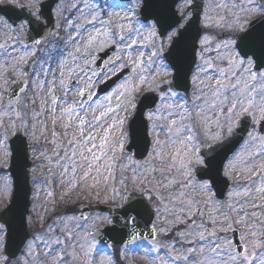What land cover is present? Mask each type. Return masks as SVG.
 <instances>
[{
    "label": "snow or ice",
    "instance_id": "snow-or-ice-1",
    "mask_svg": "<svg viewBox=\"0 0 264 264\" xmlns=\"http://www.w3.org/2000/svg\"><path fill=\"white\" fill-rule=\"evenodd\" d=\"M9 2L40 21V0ZM141 5L146 7L145 0H67L56 15L72 31L65 29L68 38L55 56H36V48L27 45L21 53V42L8 32L18 36L33 21H5L0 166L13 155V138L23 137L47 169L45 185L63 191L45 193L40 208L48 211L51 203L53 215L41 217L43 227L33 229L19 256L6 249L7 228L0 222V264H121L104 255L111 247L104 235L115 230L104 221L111 220L70 207L73 197L122 201L120 243L135 245L125 251L143 253L149 264H264V33L257 36L254 28L264 22V0H211L201 21L203 34L197 33L198 61H189L183 72L172 60L175 46L203 4L183 0L159 31V21H140ZM100 85L110 89L102 100ZM142 89L158 93L163 103L147 113L152 140L133 153L125 150L127 116L122 113L136 108L135 95ZM248 117L260 122L258 133L248 132L260 147L236 153L225 165L224 175L237 174V180L221 201L214 181L204 178L212 164L209 153L234 137L236 126ZM57 199L63 209H56ZM153 217L159 227L149 235H163L169 243L153 246L134 231L138 219L152 224ZM100 243L104 248H97Z\"/></svg>",
    "mask_w": 264,
    "mask_h": 264
},
{
    "label": "water",
    "instance_id": "water-1",
    "mask_svg": "<svg viewBox=\"0 0 264 264\" xmlns=\"http://www.w3.org/2000/svg\"><path fill=\"white\" fill-rule=\"evenodd\" d=\"M58 0H46L41 3L42 18L46 22V26H42V22L35 21L32 17H29L27 11H21L11 6H0V14L4 15L11 23L19 21L20 19L28 18L33 22L28 25L27 31L24 33L25 43L29 46H34V40H42L44 37V30L52 23L51 11L53 6ZM178 0H145L146 7L142 5L140 10L141 20L147 17L148 20L159 21L157 26L158 31L161 30V26L166 27L169 16L175 11V4ZM196 3H202V0H196ZM199 14L193 12L192 20L195 22L192 28L185 34L181 41L175 46V51L172 60L180 65L182 72L186 71L189 67V61L195 59V51L197 49L198 31L199 28ZM255 20V19H254ZM255 34L259 36L264 33V22L257 21L254 24ZM195 41V42H194ZM169 50V49H168ZM168 52V51H167ZM167 52L165 54H167ZM103 56V54L101 55ZM99 62V61H98ZM171 62V61H168ZM115 80V77L113 78ZM181 83L183 81L181 80ZM111 85L112 82L110 81ZM109 87L104 85L98 88V94L105 92ZM7 100V97H6ZM157 101V95L147 92L144 93L138 100L135 113L128 123L129 142L125 147L127 151L129 148L135 153L137 150H143L146 147L145 141H149L147 136V124L143 118V114L147 109L152 108ZM249 117L242 118L241 122L235 128L234 137L225 141L224 145L217 148L216 151L209 153V159L212 160L210 168L204 170L206 180L214 181L212 187L216 193V198L221 199L226 191L229 182L222 175V167L226 158L238 147L243 141L245 134L249 128ZM260 125L258 127V132ZM23 137L17 139L13 138L11 148L13 149V155L9 161L8 172L12 178V194L11 199L7 207L0 212V222H4L7 228V234L5 236V247L9 252H19L21 246L29 237V232L26 228V214L29 206V172L28 168L30 163L28 161L27 146L26 143H22ZM203 174V173H202ZM105 207L99 206V210H104ZM109 214L111 217V225L105 226L106 228H115L114 231H109L104 235V241L109 245H123L120 243V233L123 231V208H110ZM154 218H152V224H147V218H140L137 221V225L134 231L142 233V239L147 238L153 240L155 236H150V232H155ZM105 246L104 243H100Z\"/></svg>",
    "mask_w": 264,
    "mask_h": 264
},
{
    "label": "rangeland",
    "instance_id": "rangeland-1",
    "mask_svg": "<svg viewBox=\"0 0 264 264\" xmlns=\"http://www.w3.org/2000/svg\"><path fill=\"white\" fill-rule=\"evenodd\" d=\"M40 1H42V0H40ZM7 2H9V0H4V3H7ZM77 2H79V0H77ZM182 2H183V0L180 3H182ZM233 2L239 3V0H233ZM63 3H67V0H61L55 6L54 11H53L54 28L51 30V32L47 36L46 40L44 42H42L39 46L35 47L36 48V56H40V55H42L45 52H51L53 54V56H55V53H56V50H57L56 48H58V47H56L57 46L56 40H57V36H58V28L60 27L59 24L61 22L63 23V21L56 15V13L58 11L59 5H61ZM132 3L136 4L137 0H132ZM180 3L177 5V10L180 7ZM203 5L204 6H203V11L201 13V21L203 20L204 12L205 11H210L211 0H204L203 1ZM69 13L70 12H65L64 15L65 16H69ZM212 14L214 15V13H212ZM79 15H80L79 13H76V16H79ZM73 20H75V17H73ZM5 21H6L5 19L0 20V42H3L4 32H5L6 28H7V25L5 24ZM25 27L20 31V34L18 36H16L14 32H11V31L8 32L9 35L14 36L15 40H19L21 42V43H19L17 45V47L19 48V51L21 53H23L25 51V47H24L25 44H24V41L22 40V34H23L24 30H25ZM62 27L64 28V32H65V40L64 41H66L67 38H68L67 37V32H71L72 29L69 28L68 25H65L64 23H63ZM65 29H67V32L65 31ZM201 29H202V24H201ZM142 30L144 31V34L147 35V28L145 27ZM217 31H219V30H217ZM202 34H203V32H202ZM222 34H226V33H222ZM63 47H64V45L61 48H63ZM166 47H168L167 44H165V49L164 50H166ZM199 48H200V44L198 42L197 61H198V58H199ZM68 50H71V48H69ZM145 52L147 54V49H145ZM208 55L215 56L216 53H214V52L213 53H208ZM33 59H35V57H33ZM0 62H2V61H0ZM29 63H31V61H29ZM55 66L56 65L53 64V67H55ZM9 76L12 79H16L17 78L11 72L9 73ZM117 83H119V81ZM145 91L146 90L142 89L140 92L136 93L135 101H134L135 104H136L137 97L141 93H143ZM103 97L104 96H102V98L100 97V99L102 100ZM162 103H163V101H161L159 99V102H158L157 105H160ZM133 111H134V109H132L129 106L127 112L122 113V115H126L127 116V120L125 121L124 129H123V131L126 133L127 141H128V134H127L126 125L128 123L129 118L133 114ZM147 113L148 112L145 113L146 119H147ZM257 122H258V118L256 120L252 119V123H253V125H255L254 128L256 127ZM148 124L150 126L151 122L148 121ZM254 130H251V131H254ZM119 134L120 133H116V135H119ZM150 135H151V140H152V129H151V127H150ZM160 138L163 139L164 137L161 136ZM127 141H126V143H127ZM245 141H248V144H245V142H244L243 146L240 148L238 153H240L241 155H244L247 150H251V151H258L259 150L260 146L253 144V142L250 141L248 136L245 139ZM28 142H29V145H30L31 141H28ZM126 143H125V145H126ZM30 153H31L30 155H31V162H32V166H31V169H30V172H31L30 178H31V183L33 184V189L34 190H33V194H31V197H32V206H30L31 213L28 214V216H27V226L29 228L30 236H29V239L26 241V244L28 243V241H30L32 239L33 229H40L41 227H43V222L41 220V217H43L45 220H47V218L50 215H53V213L51 211V209L53 208V205L51 203L47 204L48 211H42L41 208H40L41 203L45 201V198H46L45 197V193L48 190H52L58 196L63 191V189H61L59 186H56V185H45L44 179H45V177L47 175V169L44 166V163H37L36 162L35 154L31 150V148H30ZM7 166H8V164L0 166V209L5 207V205L8 203L9 198H10V194H11V180H10V177L8 175V172H7ZM238 167H239V165H238ZM34 168L39 169V171H35L34 172L33 171ZM224 171H225V168H224ZM224 171H223V174H224ZM227 178L230 181L229 192H231L233 190V185L235 184V182L237 180V174H232L231 177H227ZM37 181H38V183H37ZM240 182L241 183H245L246 181L245 180H241ZM229 192H228V196H229ZM107 195L110 197L111 193L109 192V193H107ZM66 199H67V197H66ZM73 201H74V203L70 207H77V208L82 207L83 210L84 209L86 210V212H84L85 215L107 216V217H108L107 214L98 213L97 210L95 209V207L98 204L107 205V204L113 202L110 199L108 201H105V202H102V201H99V200H96V199H92L90 202L88 200L76 201L75 197H73ZM115 203L120 205L123 202L118 200ZM55 207H56L57 210H60V209H63L65 206L61 203V201L59 199H57L55 201ZM153 207H155V205ZM155 222H156V227H159V221L157 220V218H156ZM105 223H108V220H105L104 224ZM229 235H230V233H229ZM169 242L170 241L168 240L167 237H164L163 235L158 234L156 239L154 241L150 242V243L153 246H155L157 244H167ZM126 247L134 248L135 245H127V246L106 248L105 252H104V255L111 256L113 260L121 258L122 264H149L148 256H145L143 253H132V252L125 251ZM186 247H188V245H185V248ZM97 248H104V247H100L99 245H97ZM23 250H24V247H23ZM159 254L162 255L163 252H161Z\"/></svg>",
    "mask_w": 264,
    "mask_h": 264
},
{
    "label": "bare ground",
    "instance_id": "bare-ground-1",
    "mask_svg": "<svg viewBox=\"0 0 264 264\" xmlns=\"http://www.w3.org/2000/svg\"><path fill=\"white\" fill-rule=\"evenodd\" d=\"M41 25L43 26V23H42ZM242 145H243V144H242ZM242 145H241V147H242ZM241 147H240V148H241ZM240 148L237 150L236 153H238V151L240 150ZM236 153H235V154H236ZM235 154H234V155H235ZM234 155H233V156H234ZM233 156H232V157H233ZM8 165H9V163H8ZM26 228L29 229L28 226H26Z\"/></svg>",
    "mask_w": 264,
    "mask_h": 264
},
{
    "label": "flooded vegetation",
    "instance_id": "flooded-vegetation-1",
    "mask_svg": "<svg viewBox=\"0 0 264 264\" xmlns=\"http://www.w3.org/2000/svg\"><path fill=\"white\" fill-rule=\"evenodd\" d=\"M3 4H11V5H13L12 3H10V2H7V3H3Z\"/></svg>",
    "mask_w": 264,
    "mask_h": 264
}]
</instances>
